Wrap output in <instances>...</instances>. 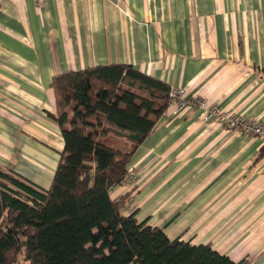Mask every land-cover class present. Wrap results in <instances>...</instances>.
Segmentation results:
<instances>
[{"label":"crops","instance_id":"0c3cea01","mask_svg":"<svg viewBox=\"0 0 264 264\" xmlns=\"http://www.w3.org/2000/svg\"><path fill=\"white\" fill-rule=\"evenodd\" d=\"M111 64L264 124V0H0V169L47 190L53 77ZM201 116L169 104L112 195L170 240L264 264V142Z\"/></svg>","mask_w":264,"mask_h":264},{"label":"trees","instance_id":"16d2710c","mask_svg":"<svg viewBox=\"0 0 264 264\" xmlns=\"http://www.w3.org/2000/svg\"><path fill=\"white\" fill-rule=\"evenodd\" d=\"M51 87L56 112L49 116L63 150L47 190L0 169V264H13L18 251L26 264H250L170 240L136 213L124 214L131 193L112 195L129 182L133 152L167 110L168 85L111 64L56 75Z\"/></svg>","mask_w":264,"mask_h":264},{"label":"built area","instance_id":"2783aa9c","mask_svg":"<svg viewBox=\"0 0 264 264\" xmlns=\"http://www.w3.org/2000/svg\"><path fill=\"white\" fill-rule=\"evenodd\" d=\"M168 98L169 104L176 106L178 109L196 108L200 110L204 122H216L228 130L240 131L264 142V124L259 120L207 105L198 98H189L186 96V91L181 88L170 89ZM133 179V171H129L127 180L131 182Z\"/></svg>","mask_w":264,"mask_h":264},{"label":"rangeland","instance_id":"374dc122","mask_svg":"<svg viewBox=\"0 0 264 264\" xmlns=\"http://www.w3.org/2000/svg\"><path fill=\"white\" fill-rule=\"evenodd\" d=\"M112 142H113L114 147H116V145H118V143H116V141L114 139H112ZM120 149H123V148H120ZM13 264H26L24 259H23L22 251H18L14 254Z\"/></svg>","mask_w":264,"mask_h":264}]
</instances>
